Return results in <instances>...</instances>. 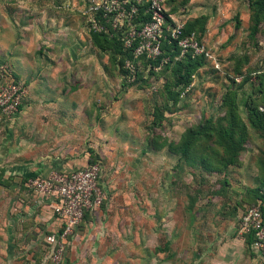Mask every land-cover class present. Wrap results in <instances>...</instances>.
Instances as JSON below:
<instances>
[{"label": "rangeland", "instance_id": "1", "mask_svg": "<svg viewBox=\"0 0 264 264\" xmlns=\"http://www.w3.org/2000/svg\"><path fill=\"white\" fill-rule=\"evenodd\" d=\"M55 1L56 5L65 2ZM208 1L215 8L210 14V18H214L207 23L202 44L214 58H206V65L193 75L191 83L179 88L180 101L171 109L163 106L164 79L156 82L147 71L135 81L127 76L126 81L128 73L123 72L119 64L121 55L111 62L107 54L93 46L91 35L98 32L90 29L87 15L82 12L92 0L75 2L82 10L72 12L73 16L82 15L90 38L86 42L89 47L84 69L88 76L78 80L76 89L86 83L81 93L95 122L89 125L88 140L82 138V141L88 149L93 146L92 142L97 145L95 149L101 165L99 183L104 200L91 212L90 218L95 227L92 229L102 235L98 241L99 251L92 252L85 241L83 245H74L83 223L77 233L68 238L63 256L65 264H218L216 261L220 264H264L253 246L247 252L244 246L226 250L230 233L237 230L239 216L232 230L227 226L228 236L220 235L216 244L212 241V232L220 233L226 226L223 224L226 218L238 215L235 203L240 192L236 190L242 187L248 197L249 189L262 187L258 159L264 151V137L249 122L245 106L240 104V112L251 137L244 146L242 165L231 167L237 172L232 170L225 175L204 170L196 162L180 161L173 148L164 146L163 142L165 139L179 143L190 127L204 119L223 115L221 103L229 89L234 88L241 101L249 95L257 97L259 92L255 90L262 85L259 75L264 73V22L256 38L251 39L249 0ZM6 2L13 4L16 0ZM22 2L25 5L39 3L42 9L54 3L52 0H19V4ZM70 2L72 0H67ZM42 16L48 18V10H43ZM103 34L120 38L122 33L109 29ZM73 63L74 67L80 66L81 61ZM161 107L165 109L164 119L159 122L157 111ZM95 127L100 128L98 132ZM20 184V177L5 174L0 178V264H54L55 246H44L32 253L20 249V226L24 228L31 218L26 216L20 225V195L39 198ZM260 193L264 196V188ZM250 194L251 199L241 203V216L248 204L256 200L254 194Z\"/></svg>", "mask_w": 264, "mask_h": 264}, {"label": "crops", "instance_id": "2", "mask_svg": "<svg viewBox=\"0 0 264 264\" xmlns=\"http://www.w3.org/2000/svg\"><path fill=\"white\" fill-rule=\"evenodd\" d=\"M74 1L67 3L65 0L64 4L56 5L58 3L52 0L53 4L48 2L42 9L39 3L25 5L16 0V3L8 4L6 0H0V62L9 64L13 74L28 87L16 117L0 119V178L5 174L20 177V185H23L27 178L46 176L54 170L72 171L88 165L91 149L98 154L97 145L92 142L93 146L88 149L82 141V138L88 140L89 125L94 122V115L87 109L88 102L83 101L81 93L86 89L82 88L86 83L76 89L78 80H85L88 76L84 69L87 67L86 52L90 38L82 15L73 16L72 12L82 10V6L76 4L77 0L76 3ZM182 2L170 0L167 4L172 18L185 21L202 15L214 18H210V14L215 8L208 0H188L184 5ZM43 10H48V18L42 16ZM59 11L63 12L58 14ZM79 58L80 66L74 67L73 61L79 62ZM99 129L95 127L94 130L98 132ZM100 135L103 136L102 131ZM244 191L242 187L236 190L240 192L236 206L242 203ZM29 198L32 197L20 195V225L26 216L31 217L29 224L24 228L20 226V249L32 253L44 246L52 247L47 237L59 234L63 223L45 200ZM242 209L241 206L238 208L236 217L226 218L223 223L226 226L220 229V233L213 230L212 241L215 244L220 235H229L226 228L230 226L232 230L236 218L241 217ZM93 224L90 219L85 221L73 242L74 245H83L81 243L85 241L92 252H98V241L102 235L97 229H92ZM236 232L234 229V233H230L226 250L244 246L246 251L245 238ZM30 260L33 261L32 258Z\"/></svg>", "mask_w": 264, "mask_h": 264}, {"label": "built area", "instance_id": "3", "mask_svg": "<svg viewBox=\"0 0 264 264\" xmlns=\"http://www.w3.org/2000/svg\"><path fill=\"white\" fill-rule=\"evenodd\" d=\"M170 0H92L82 12L87 15L90 29L98 32L122 33L120 39L125 51L132 58L125 62L128 79L138 77L137 61L147 59L149 68L160 72L171 61L163 55L164 41L176 43L181 60L186 54L205 55L209 60L214 57L202 44L195 32L184 34L185 20L174 19L168 13ZM148 16V19L142 17ZM216 59L213 60L215 62ZM28 88L25 82L16 79L11 66L0 62V119H12L21 111ZM101 165L89 164L83 169L72 171L54 170L46 176L31 177L26 182L28 190L50 203L65 225L63 232L52 234L47 241L55 246L52 257L54 264H65L64 250L69 236L77 233L86 212L99 208L104 200L100 186ZM238 235L253 234V246L264 260V211L260 205L249 206L241 217Z\"/></svg>", "mask_w": 264, "mask_h": 264}, {"label": "trees", "instance_id": "4", "mask_svg": "<svg viewBox=\"0 0 264 264\" xmlns=\"http://www.w3.org/2000/svg\"><path fill=\"white\" fill-rule=\"evenodd\" d=\"M187 2L188 0H183L181 4L184 5ZM249 7L251 9L249 36L251 39H255L261 30L260 26L262 22H264V0H249ZM142 17L146 20L148 19L147 15H142ZM208 21L209 17L207 15L187 19L185 21L184 34L187 35L195 32L200 42L203 43ZM236 25L237 29L241 27L239 19ZM91 41L98 51L108 55L111 62L116 60L118 55H121L119 64L123 72L128 73L125 68V62L128 58H132V54L130 51H125L120 38L110 37L108 34L103 33H92ZM162 50L163 55L159 60L165 56H170V63L160 72H154L149 68L150 62L142 58L137 61L138 77H140L143 72L148 71L149 76L154 77L156 82L164 79L161 89V95L164 100L163 106L165 109H171L177 106L180 101L181 89L179 88L181 87L183 89L191 83L193 75L206 65V57L205 55L193 56L191 53H188L181 60H175V56L179 54L180 50L176 43L172 44L168 41H164ZM127 76L128 75L125 76V80ZM14 77L19 80L16 75H14ZM259 77L261 80L260 82L264 85V73L260 74ZM262 85L258 90L254 89L259 92L257 97L249 95L243 97L241 101L239 100L238 92L234 88L229 89L225 93L221 103V108L224 112L223 115L217 118L212 117L204 119L190 127L182 135L179 143L168 142L164 139V146L168 145L173 148L174 152L178 154L180 161L188 160L194 163L196 162L198 165L202 166L204 170L224 172L225 175H228L231 167L242 165L241 156L244 152V146L251 137L246 121L241 116L240 104L245 106L248 112L249 122L257 129L261 136L264 137V88ZM164 110L163 107H161V109L158 110L161 111V113L157 111V119L159 122H162L164 119ZM90 153L89 164L97 163L100 159L99 155L92 149ZM258 163L263 175L260 179L262 187L249 189L248 197L247 193H245L242 202H248L251 199V192L256 197V200L252 202V204H248L247 208L252 205H260L264 211V196L260 193L262 188H264V151L258 159ZM28 179L29 178L24 181L25 186ZM241 205L240 203L235 207L236 213ZM90 218L91 213L86 212L81 224ZM64 229L65 225L62 226L60 231L63 232ZM243 238H245L247 249H251L255 241L253 234H245Z\"/></svg>", "mask_w": 264, "mask_h": 264}]
</instances>
